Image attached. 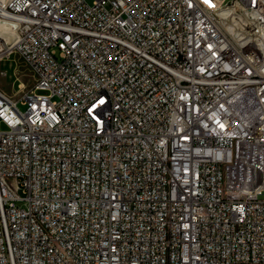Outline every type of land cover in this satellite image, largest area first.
<instances>
[{
	"label": "built area",
	"instance_id": "obj_1",
	"mask_svg": "<svg viewBox=\"0 0 264 264\" xmlns=\"http://www.w3.org/2000/svg\"><path fill=\"white\" fill-rule=\"evenodd\" d=\"M12 54L0 264H264V0H0Z\"/></svg>",
	"mask_w": 264,
	"mask_h": 264
},
{
	"label": "rangeland",
	"instance_id": "obj_2",
	"mask_svg": "<svg viewBox=\"0 0 264 264\" xmlns=\"http://www.w3.org/2000/svg\"><path fill=\"white\" fill-rule=\"evenodd\" d=\"M86 1L92 4L94 0ZM35 81L34 71L18 54H12L0 62V89L14 100H19L25 91L32 89ZM17 106L22 112L27 108L21 100ZM1 128L5 129L4 126ZM20 194L23 195L22 192Z\"/></svg>",
	"mask_w": 264,
	"mask_h": 264
}]
</instances>
